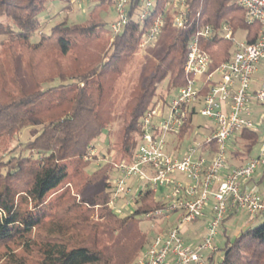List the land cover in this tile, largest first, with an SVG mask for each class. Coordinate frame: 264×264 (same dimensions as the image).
I'll use <instances>...</instances> for the list:
<instances>
[{
    "label": "trees",
    "instance_id": "1",
    "mask_svg": "<svg viewBox=\"0 0 264 264\" xmlns=\"http://www.w3.org/2000/svg\"><path fill=\"white\" fill-rule=\"evenodd\" d=\"M48 1L0 0V45L4 44L6 38L11 43L9 48L14 51L13 45L16 44L29 67L33 60L46 55L50 47L60 48L66 54L75 36H91L93 30L102 28L106 21L100 12L107 9L108 2H111L103 0L93 4L88 18L72 26L67 24L68 16L65 14L46 33L40 29L58 16L57 12L49 13L44 20H40V14L46 9ZM186 1L192 24L174 30L170 17L164 18L157 44L164 39L162 55L126 111L127 119L120 144V152L124 154L129 153L135 145L140 131V117L156 103L154 97L158 93V84L166 81L167 93L157 98L167 102L186 82L182 66L187 41L196 22L217 24L225 18L233 26V33L243 32L248 42L257 35L259 24L246 23L243 10L232 0ZM70 7V3L65 6L67 9ZM36 32L39 34L37 40L34 37ZM139 42L140 29L138 23L132 20L113 37L107 56L100 65L106 66L122 56H132L138 50ZM231 48V42L223 38L215 37L209 41L206 49L212 58L211 67L226 60ZM96 71V67L84 68L81 73L69 76L78 82L77 90L70 100L68 111L56 117L44 119L37 113L36 104L46 93L45 89L34 87L8 100H0V137L14 139L22 128L38 126L30 131V139L24 144L27 150L25 154L14 153L6 160L0 158V246L10 250V244H23V250L30 253L32 246L37 245L39 257L35 264H113L101 249L86 244L89 233L96 228V224L89 219L94 207L98 206V217L106 224L121 228L128 219L145 215L162 206L153 193L146 189L134 199L132 209L124 210L127 214L121 216L108 204L112 193V177L116 174L108 152H101L102 158H108L106 161L100 162L91 171L85 169L92 162L85 156L105 129L96 110L95 96L86 87L87 80ZM57 76L60 79L65 77L61 72ZM190 129V123L186 122L179 137L187 136ZM259 138V132L242 129L231 139L229 154L238 161L248 158ZM15 147L6 149L5 153H13ZM228 157L227 163L230 162ZM92 158H96V154ZM65 182L69 185L47 201V196ZM161 231L158 228L156 233ZM228 231L223 228V244L218 246L216 253L208 254L207 264H264V221L255 227L241 229L232 238ZM135 253H129L115 264H130ZM4 264L27 262L22 256L11 253Z\"/></svg>",
    "mask_w": 264,
    "mask_h": 264
},
{
    "label": "built area",
    "instance_id": "2",
    "mask_svg": "<svg viewBox=\"0 0 264 264\" xmlns=\"http://www.w3.org/2000/svg\"><path fill=\"white\" fill-rule=\"evenodd\" d=\"M89 1L68 0L73 5ZM110 1L115 13L108 27L111 41L133 20L140 29L139 48L145 51L158 44L166 16L174 30L193 21L186 0ZM232 1L243 10L246 23L259 24L255 39L238 40L233 26L223 18L217 24L196 22L182 66L186 82L167 102H158L140 117L130 159L109 160L116 171L109 204L117 213L148 189L162 206L145 216L178 215L176 223L156 233L131 264H207L208 254L217 252L215 238L227 215L264 214V196L243 188L264 166V130L255 156L232 168L227 163V144L239 131H260L251 114L253 104H264V0ZM215 37L230 41L232 48L226 60L211 67L206 44ZM261 70L263 77L255 86V75ZM196 116L207 122L196 123ZM186 122L190 132L180 138ZM95 151L93 145L85 159L98 166L108 158H92ZM119 199L125 202L115 207ZM207 207L199 240L187 242L182 229L203 217Z\"/></svg>",
    "mask_w": 264,
    "mask_h": 264
},
{
    "label": "rangeland",
    "instance_id": "3",
    "mask_svg": "<svg viewBox=\"0 0 264 264\" xmlns=\"http://www.w3.org/2000/svg\"><path fill=\"white\" fill-rule=\"evenodd\" d=\"M96 2V0H92L81 5L70 3L71 7L67 9L65 8L69 3L67 0H49L46 9L40 14V20H44L49 13L57 12L58 16L55 20L51 19L50 22H46L40 31L48 33L50 26L54 22L61 21L60 19L65 14L68 16V25L72 26L74 23L84 22L88 18V13L92 10L93 4ZM100 16L106 21L102 28L93 30L91 36L80 34L75 36L73 45L66 54L62 53L60 48L50 47L46 55L39 56V59L33 60L31 67L28 66L26 59L20 53V48L15 44L13 45L15 50H11L9 48L11 43L5 38L4 44L0 45V100H8L11 96L20 94L22 91H31L34 87L41 88L42 90L45 89L47 90L46 93L36 104L37 113L39 116H44V119L56 117L68 111L70 100L77 90L78 82L69 78V76L75 75L78 72L81 73L84 68L91 69L96 67L97 71L87 80L86 87L95 96L96 110L99 118L105 124V129L94 142L96 150L94 154H96V157L102 158L101 152H108L113 161L117 162L121 159L129 160L133 152L135 145L129 153L124 154L120 152L123 125L127 119L126 111L131 107L134 97L139 93L152 73L153 66L159 62L164 50V39L154 48L146 51L138 48L130 57L122 56L113 63L101 66L100 64L107 56L111 43V36L108 32L109 23L115 18L111 2H108L107 9H103L100 12ZM38 36L39 34L36 32L34 36L36 40L39 38ZM236 37L238 40H241L245 36L240 31L236 34ZM60 72L65 76L62 79L57 76ZM50 78L52 79L49 80ZM165 86V80L158 84V93L154 97L156 99L154 105L163 101V98H157V96L160 97L167 93ZM49 87L54 88L49 89ZM257 108L259 111H264L263 105H258ZM194 121L204 124L207 122V119L196 116ZM257 121L258 119H255V122ZM33 128H38V126L22 128L14 139L0 137V158L6 160L14 153L25 154L27 150L24 148V144L30 139V131ZM196 139H199V136ZM257 146L253 148V153L258 152ZM12 147H15L14 152L9 155L6 154L5 152L7 151L5 150ZM96 166V163L93 161L85 169L91 171ZM263 167H258L255 173L259 172L260 168ZM66 185L69 184L65 182L63 185L58 186L47 196L46 200L52 199ZM251 189L264 196V180ZM70 191L71 193L74 192L72 188ZM124 202L125 199H119L114 205L118 207ZM132 207L130 205L125 210L129 211ZM97 209L98 206H95L94 212H91V215H89V219L96 224V228L89 233L86 244L101 249L113 264L120 263L129 253L133 254L136 252L134 256H137V253L147 246L149 239L157 232L158 228L165 230L174 223L169 217L138 215L135 218L128 219L121 228H117L109 226L103 219L99 218ZM127 211L123 210L119 214L122 216L127 214ZM235 216L239 224L243 222L242 227L244 228L242 229L255 227L264 221V214H257L255 216L248 215L246 212H240ZM225 226L228 228L230 225L226 223ZM222 227L219 228L215 238L217 247L223 244L225 239ZM187 228H190L184 234V239L187 242H189V234L190 236L192 234L196 236L203 231L201 226L196 222L188 223ZM228 233H230L228 235L231 238L235 235L231 230ZM142 243L143 246L140 247ZM9 246L10 250L0 246V264H4L11 253L22 256L27 264H35L37 262L39 257L36 253L37 245L32 246L33 249L30 253L23 250V244L18 246L10 244ZM133 257L132 259L135 258ZM132 261L130 262L132 263Z\"/></svg>",
    "mask_w": 264,
    "mask_h": 264
},
{
    "label": "crops",
    "instance_id": "4",
    "mask_svg": "<svg viewBox=\"0 0 264 264\" xmlns=\"http://www.w3.org/2000/svg\"><path fill=\"white\" fill-rule=\"evenodd\" d=\"M97 2L96 3H100V2H103V0H96ZM262 77H263V71L261 70V71H259L256 75H255V83H254V85L255 86H257L258 84H259V82H260V80L262 79ZM255 105V106H254ZM254 105H252V114H251V118L255 121V119H258V121L257 122H259V133H261V131H263L264 130V111H259L258 110V108H257V106L258 105H263L264 106V104H254ZM258 145V144H257ZM232 148V146H231V141H229L228 142V144H227V157L229 158V161H230V163H229V165H228V167L229 168H232V167H234V166H236V165H239V164H242V163H245L249 158H251V157H253V156H255L256 155V153H257V151L255 152V153H253V151H251V154H250V156H248V158H246V159H244V160H242V161H238V160H235V158L234 157H231V155L229 154V149H231ZM257 150H258V146H257ZM238 153H241L240 151L238 152ZM261 170L259 171V172H257V173H255V174H253L251 177H250V179L249 180H247L244 184H243V187L244 188H246V189H251L252 187H255V186H257V185H259V183L261 182V181H263L264 180V167L263 168H260ZM252 190V189H251ZM157 199V198H156ZM158 200V199H157ZM208 212H209V210H208V207L205 209V214H204V216L203 217H201V218H199L197 221H195L198 225H200L201 226V229H203L204 228V226H205V224H206V222H207V214H208ZM236 214H232V213H230L229 215H227L228 216V219L227 220H225V222H224V224H223V227L222 228H227L225 225H226V223L227 224H229L230 226H228V228L231 230V232L233 233V234H237V232H239L242 228H244V227H242V223L243 222H241L240 224H239V222H238V219L236 218V216H235ZM177 217H178V215H177V213H173L169 218H171L172 219V221L174 222L173 224H175L176 222L175 221H177ZM172 224V225H173ZM227 228V229H228ZM186 230L183 232V235L186 233V232H188L189 230H190V228H187V226H186V228H185ZM193 230H194V228H193ZM195 234V233H194ZM200 235L201 234H199V235H196V236H194L193 234H192V236H190V234H189V236H188V239H189V242H192V243H195V242H197L198 241V239H199V237H200ZM198 238V239H197Z\"/></svg>",
    "mask_w": 264,
    "mask_h": 264
}]
</instances>
